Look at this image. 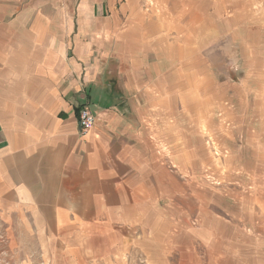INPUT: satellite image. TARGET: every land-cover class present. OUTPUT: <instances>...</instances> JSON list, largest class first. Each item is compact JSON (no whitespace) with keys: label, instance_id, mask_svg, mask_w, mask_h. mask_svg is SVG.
Listing matches in <instances>:
<instances>
[{"label":"crops","instance_id":"0c3cea01","mask_svg":"<svg viewBox=\"0 0 264 264\" xmlns=\"http://www.w3.org/2000/svg\"><path fill=\"white\" fill-rule=\"evenodd\" d=\"M56 3L0 0V232L7 237L0 248L19 249L0 264H38L37 255L28 261V246L69 256L115 235L121 247L137 228L138 200L152 191L159 160L171 161L165 153L176 154L174 142L186 154L185 116L170 123L171 104H186L185 87H177L186 71L171 63L170 43L132 26L109 54L110 32L92 30L87 16L76 31ZM89 4L82 1L83 13ZM114 71L117 81L105 74ZM84 105L96 116L86 133L77 117ZM218 246V264L258 262L242 248Z\"/></svg>","mask_w":264,"mask_h":264},{"label":"rangeland","instance_id":"374dc122","mask_svg":"<svg viewBox=\"0 0 264 264\" xmlns=\"http://www.w3.org/2000/svg\"><path fill=\"white\" fill-rule=\"evenodd\" d=\"M57 1L53 10L74 18L76 31L87 16L92 30L110 32L109 54L118 33L132 26L170 43L171 63L186 71L177 82L186 104H171L170 119L182 123L185 116L186 154L172 133L176 154L169 148L171 161L159 160L152 191L138 200L137 228L121 247L115 235L69 256L28 246V261L37 255L38 264H48L43 257L72 259L68 264H218L219 245L225 252L242 248L258 259L249 264H264V0H87L84 13L83 0ZM105 74L118 79L116 71ZM121 107L129 112L128 104ZM6 241L0 232V246ZM14 256L18 248H0L1 258Z\"/></svg>","mask_w":264,"mask_h":264},{"label":"built area","instance_id":"2783aa9c","mask_svg":"<svg viewBox=\"0 0 264 264\" xmlns=\"http://www.w3.org/2000/svg\"><path fill=\"white\" fill-rule=\"evenodd\" d=\"M78 122L81 131L86 133L96 122V116L90 111L88 106L84 105L78 109Z\"/></svg>","mask_w":264,"mask_h":264}]
</instances>
